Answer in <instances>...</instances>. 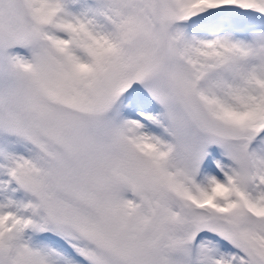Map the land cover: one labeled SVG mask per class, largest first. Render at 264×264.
Wrapping results in <instances>:
<instances>
[{
    "label": "snow or ice",
    "instance_id": "6c2138e0",
    "mask_svg": "<svg viewBox=\"0 0 264 264\" xmlns=\"http://www.w3.org/2000/svg\"><path fill=\"white\" fill-rule=\"evenodd\" d=\"M0 264H264V0H0Z\"/></svg>",
    "mask_w": 264,
    "mask_h": 264
}]
</instances>
